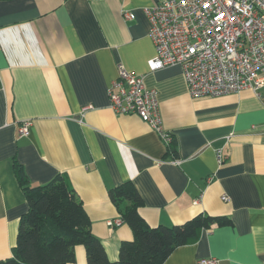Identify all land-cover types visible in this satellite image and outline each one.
<instances>
[{"label":"crops","instance_id":"0c3cea01","mask_svg":"<svg viewBox=\"0 0 264 264\" xmlns=\"http://www.w3.org/2000/svg\"><path fill=\"white\" fill-rule=\"evenodd\" d=\"M158 1L0 0V259L11 255L27 210L16 160L32 186L65 178L111 261L133 236L125 222L109 224L120 217L109 190L131 181L150 226L198 214L232 221L202 230L162 264H199L203 257L264 264V87L259 95L247 87L193 98L179 65L150 71L154 46L141 9ZM123 9L135 18L123 19ZM119 66L158 90L178 164L165 158L167 145L138 115L109 107L106 90ZM70 264H86L82 245Z\"/></svg>","mask_w":264,"mask_h":264},{"label":"built area","instance_id":"2783aa9c","mask_svg":"<svg viewBox=\"0 0 264 264\" xmlns=\"http://www.w3.org/2000/svg\"><path fill=\"white\" fill-rule=\"evenodd\" d=\"M141 11L154 46L147 61L150 71L179 65L193 98L221 96L247 87L259 95L264 87V0H160ZM121 15L125 20L136 16L131 9H123ZM106 93L114 112L138 115L165 145L170 143L172 135L163 124L158 90L147 87L142 75L119 66ZM89 108L82 107L80 114ZM28 131L29 122H23L19 134L25 136ZM215 158L217 163L223 161L221 146L215 148ZM120 222L119 217L109 224ZM198 263L219 264L213 257H203Z\"/></svg>","mask_w":264,"mask_h":264},{"label":"trees","instance_id":"16d2710c","mask_svg":"<svg viewBox=\"0 0 264 264\" xmlns=\"http://www.w3.org/2000/svg\"><path fill=\"white\" fill-rule=\"evenodd\" d=\"M177 156L176 141L172 139L165 158ZM13 172L26 198L27 210L20 217L11 255L0 259V264H70L75 261L77 245L85 249L86 264H162L176 247L195 242L202 230L232 224L226 215L198 214L180 224L150 226L138 212L143 204L141 196L131 181H125L111 188L109 197L133 237L120 243L118 259L111 261L62 175L32 186L16 160Z\"/></svg>","mask_w":264,"mask_h":264}]
</instances>
